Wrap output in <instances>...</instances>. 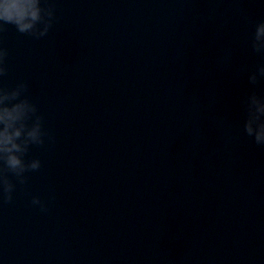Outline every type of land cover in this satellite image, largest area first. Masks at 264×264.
<instances>
[{
  "label": "water",
  "instance_id": "1",
  "mask_svg": "<svg viewBox=\"0 0 264 264\" xmlns=\"http://www.w3.org/2000/svg\"><path fill=\"white\" fill-rule=\"evenodd\" d=\"M48 2L46 37L0 33V87L26 82L54 138L0 203L2 264H264V147L240 103L264 95L247 82L264 63L249 46L264 5Z\"/></svg>",
  "mask_w": 264,
  "mask_h": 264
},
{
  "label": "clouds",
  "instance_id": "2",
  "mask_svg": "<svg viewBox=\"0 0 264 264\" xmlns=\"http://www.w3.org/2000/svg\"><path fill=\"white\" fill-rule=\"evenodd\" d=\"M258 2L264 5V0ZM21 7L22 11H11ZM54 12L55 5L48 0H22V3L20 0H0V33L5 31L6 25H11L19 34L41 40L56 22ZM249 46L253 53L264 57V20L255 23ZM6 57V49L0 46V79L7 72ZM261 80H264V63L258 64L247 75L251 86ZM28 88L24 81L12 88L0 87V203L10 202L16 186L22 188L25 185L26 173L40 169L39 159L25 160L30 148L43 146L45 138L49 143L54 142L43 129V118L36 105L26 97ZM240 103L243 134L256 146L264 147V95L252 92L243 96ZM9 175L15 179V184L9 181ZM30 206L42 214L48 212L45 203L36 196L31 198Z\"/></svg>",
  "mask_w": 264,
  "mask_h": 264
}]
</instances>
